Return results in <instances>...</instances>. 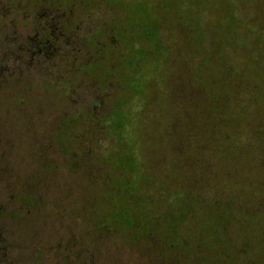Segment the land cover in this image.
<instances>
[{
    "label": "rangeland",
    "instance_id": "374dc122",
    "mask_svg": "<svg viewBox=\"0 0 264 264\" xmlns=\"http://www.w3.org/2000/svg\"><path fill=\"white\" fill-rule=\"evenodd\" d=\"M8 1L0 0V8ZM48 1H58L57 4L66 6L80 2ZM104 2L98 0L89 10L98 20L120 22L116 27L120 42L112 51L116 53L115 56L106 66L114 75L104 84V91L111 93V97L103 99L90 85L83 87L80 83H73L68 98L71 102L70 112L81 115L88 122L83 129L77 124L79 139L75 140V147L89 148L93 142L88 135L91 133H97L98 142L94 140V143L100 141L99 148L83 156V159L78 157L85 166L89 165L90 160L94 162L93 154L101 153V161L96 164L106 171L105 182L109 188L104 189L99 197L107 198L110 202L125 201L131 195L136 198L151 197L152 202H158V197H163L169 204L177 196H184V193L177 191L181 190L182 183L187 187L184 191L188 198L186 212L195 213L192 222H198L202 228L207 225L206 218H202L192 198L210 197L212 194L208 186L213 183L215 194L212 197L237 199L240 195L244 197L245 193L253 201L251 208H258L253 211L254 214H264V0H122L118 6H115L116 0ZM141 4L148 5L143 16L138 12ZM3 11L0 9V20ZM154 21L161 23V37L167 52L154 30ZM147 33L154 42L146 39ZM224 69L243 75L249 86H254L253 90H256L250 105L257 106L253 111L242 113L248 125H241L243 138L236 140L238 143L234 142L236 149L246 150V153L244 157L228 158L225 165L205 168L184 166L181 162L182 141L170 140L168 134H174L175 128L178 129L176 117L182 116L183 122L196 118L195 109L187 101H201L200 91L211 93L214 84L222 78L223 73H220ZM31 80L39 86L43 84L39 75ZM96 80L93 75L88 77L89 84L96 83ZM10 82L12 87L0 90V198L4 197L8 207L12 208L8 200L11 195L30 191L25 186L33 177H37L39 196L55 204L50 206H53V210L49 207L48 212L37 214L36 226L28 218L17 221L6 218L1 221L6 230L4 237L8 246L6 264H31L34 246V232L31 231L35 228L40 235L38 244L45 251L39 264L76 262L75 252L80 248L70 244L52 250L50 246L57 245L61 238L59 235L66 233L68 224H75L68 220L64 211L69 191L73 193L70 187H78L79 190L84 185L88 188L84 191L92 193L97 189L91 184L94 180H90V174L89 180H86L84 173L75 172L69 167L72 152H59L56 144L50 150H45L51 145L49 133L61 111L65 110L61 108V102L64 103L66 99H61L57 92L55 98L51 99L49 93L41 88L39 92H35L34 87L19 90V83L7 80L8 84ZM195 88L198 92L196 95ZM20 96L35 101L27 102L30 111L12 104ZM94 102H100V107L94 108ZM261 129L263 134L259 138L254 133ZM104 133L106 139H103ZM80 134L85 137L82 138ZM85 142L86 145L83 144ZM249 143L252 147H248ZM253 145H256L257 153L252 156L247 149L253 148ZM46 164L51 165L49 169H46ZM231 180L234 183L226 185ZM149 203L148 200L140 203L138 208L141 213L148 211ZM178 207L183 208L182 205ZM244 207L237 206L239 215L244 213ZM175 210L165 212L166 221L156 227L157 232H167L168 224L173 223L177 214L182 212L177 207ZM119 212L111 208L100 218L97 215V220L108 227L114 226L116 232L127 236L133 231H143L142 227L132 229L131 220L122 218ZM242 228L245 229V226ZM234 229L240 230L237 224ZM81 233L76 232L79 238ZM222 239L216 232L209 233L203 239L202 248L215 261L221 258L220 247L226 248L224 253L227 257L233 253V249L240 251L243 243L240 232L231 234L228 251ZM166 243L169 248L170 241ZM119 249L122 254L118 263L110 261L108 264H130V247ZM104 262L106 260L101 259L99 264Z\"/></svg>",
    "mask_w": 264,
    "mask_h": 264
},
{
    "label": "flooded vegetation",
    "instance_id": "af4514ba",
    "mask_svg": "<svg viewBox=\"0 0 264 264\" xmlns=\"http://www.w3.org/2000/svg\"><path fill=\"white\" fill-rule=\"evenodd\" d=\"M86 1L80 0L79 4L66 6L57 4L58 1L10 0L0 8L4 10L0 20V90L6 88L8 90L12 84L11 82L8 84L7 80H15L19 83V87H17L19 90L34 87L35 92H39L38 89L41 88L49 93L51 99L55 98L56 92L61 99L65 98L66 101L61 102L63 105L61 108H65V110L61 111L62 114L53 123L49 133V142L52 146L49 144L45 150H50V147L56 144L59 152L65 154L72 152L71 156L77 157L69 166L73 171L94 172L97 174V178H100L91 183L97 189L93 193L88 190L84 191V189H88L84 185V187H79V190H77L78 187H70L73 193L70 194L69 191L66 200L68 203L64 211H66L68 220L75 224L72 226L68 224L66 233L59 235L60 240L57 245L50 246L51 249L55 250L70 244L80 248L75 252L76 262H67V264H99L101 259L106 260L104 264H108L110 261L118 263L121 253L119 248L126 247H130L132 250L130 264H264V228H262L264 214H254L258 208H251L253 201L248 199L245 193L244 197L240 195L237 199L214 198L212 195L215 194V188H212L213 183H209L212 194L210 197L202 198L201 196L198 198L194 196L192 198L195 207H199L197 210L202 218H206L207 225L202 228L198 222H192L195 219V213L186 212L188 211L187 197L177 196L169 204L163 197H158V202H152L151 197L136 198L131 194L130 198L121 202H110L107 198L99 197L104 193V189L109 188L105 182V174H103L106 171L102 166L96 164L101 161L99 159L101 153L93 154L94 162L92 163L90 160L89 165L85 166L81 164L78 157L83 159V156L89 155L99 148L100 141L97 143V133H91L88 134L89 137L91 136L90 141H93L91 147H75V140L79 139V134H76L77 124L83 129L88 126V122L81 115L77 116L78 114L74 115L70 112L71 102L68 98L73 83H80V86L83 87L90 85L96 89L97 95H102L103 99L111 97V93L104 91V84L109 77H114V75L106 69V66L115 56L116 53L112 51L120 42L118 35L116 36V27L120 25V22L113 23L110 19L98 20L89 10L90 6L98 0H89L90 4ZM102 1L104 4V0ZM120 3L122 0H116L115 6L121 5ZM141 8L147 11L148 5L141 4L139 9ZM128 15L130 16V14ZM157 22H153L154 30L156 34L158 33L157 35L167 52L161 37V23ZM146 39L154 42L148 33ZM35 75L41 77L42 86L31 80ZM91 75L97 78L96 83L89 84L88 77ZM14 101L12 104L16 108L29 109L27 102L32 99L20 96ZM92 104L94 108L100 107V102ZM191 107L197 111L199 103L191 102ZM176 109L179 115L180 108ZM181 117H176L178 129L175 128L174 134L169 133L168 135L170 140L182 141L181 162L184 166L214 167L219 164L225 165L226 160L232 156L244 157L246 150L235 148V143H238L236 140L240 141L243 138L241 125H245V127L248 125L244 117H233L227 119L226 122L219 121L218 123L213 120L202 122L199 117L193 118L192 121L186 119V122H183ZM183 123L191 126L185 134L182 133V129H185ZM219 124L224 125V131L221 134L216 132V126ZM105 134L103 139H106ZM262 134V129L254 133L259 138ZM80 135L83 138L84 135ZM94 140L97 142L94 143ZM83 144L86 145V142ZM168 145L171 149V144L168 143ZM256 145L247 149L249 155L253 156L257 153ZM248 147H252L251 143ZM258 147L262 149L260 146ZM193 157L194 160H192ZM49 165L46 164V169H49ZM32 179L25 186L30 191L14 193L8 199L9 206L13 205L12 208L8 207L4 197L0 198V264H6L8 248L4 237L6 230L1 225V221H5L6 218L12 221L28 218L36 226L37 214L48 212L50 208L53 210V206H50L55 203L46 201L42 196H39L38 178L33 177ZM232 183L234 182L231 180L226 185ZM182 185L181 183V189L184 188ZM177 191L182 192L179 189ZM147 200L150 202L148 211L141 213L138 207L140 203ZM179 205H182L184 210L178 207ZM238 205L245 206V211L241 215L237 213ZM176 207L182 212L177 214L173 223L168 224L167 232L163 234L157 232L156 227L161 226L164 220L166 221L165 212L175 210ZM111 208L116 212L120 211L119 214L121 217L123 216L122 218L130 219L132 229L142 227L143 231H133L127 236L116 232L114 226L103 225L97 220V215L100 218V215L106 214ZM197 210L194 209V211ZM235 220L237 222H234ZM235 224L240 229L239 231L234 229ZM240 225L245 226V229L239 227ZM31 232H34L31 264H39L45 251L41 250L38 244L40 235L37 232L39 230L35 228ZM76 232H82L80 238ZM211 232H216L218 237L223 238L228 251L230 235L240 232L243 238L240 251L233 249V253L231 255L229 253L226 257L224 253L226 248L220 247L218 251L221 258H216L218 261L216 263L215 258L209 257L208 252L202 248L204 237ZM167 240L170 241L169 248ZM253 244L256 245L255 248L252 247ZM111 252H116V254H109ZM136 253L137 255L134 256L133 254Z\"/></svg>",
    "mask_w": 264,
    "mask_h": 264
},
{
    "label": "trees",
    "instance_id": "16d2710c",
    "mask_svg": "<svg viewBox=\"0 0 264 264\" xmlns=\"http://www.w3.org/2000/svg\"><path fill=\"white\" fill-rule=\"evenodd\" d=\"M138 12H141V15L143 16L145 10L143 8L139 9L138 7ZM220 74H222V78H220L214 84V88L211 93L200 91L201 101L197 99V102L199 103V108L197 110L199 111H196L194 113L197 114L196 118L199 117L200 119H202V122H207L210 120L216 121L217 123L219 121L226 122L227 119L233 117H243L244 114L247 113V111H253L255 110V106H257L250 105L254 100V94H256V90H253V88L255 89V87H252V85L249 86L246 79H244L243 75L228 69H224ZM195 86L198 90H200V87L197 84ZM196 88L194 89L195 95L196 93H198ZM249 88H252L251 91H249ZM196 97L199 98L198 95ZM191 102L196 101H187L188 105L191 106ZM253 115L256 116L255 113H253ZM183 126L185 129H182V133L185 134L188 132L187 129L191 126L186 125L185 123H183ZM223 127L224 125L222 124L217 125L216 132L221 134L224 131ZM76 158L77 157L75 156H71L69 159L70 164H72V162H74ZM78 172L84 173L86 175V180H89V174L90 180L96 181L100 179L97 178V174H95L94 172H92V174L88 171L80 170ZM186 189L187 187L185 186L181 189L184 193V196L182 197H186L187 192H184L186 191Z\"/></svg>",
    "mask_w": 264,
    "mask_h": 264
}]
</instances>
